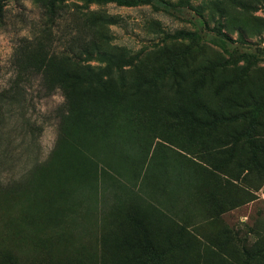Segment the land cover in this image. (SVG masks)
Returning <instances> with one entry per match:
<instances>
[{
    "label": "rangeland",
    "instance_id": "obj_1",
    "mask_svg": "<svg viewBox=\"0 0 264 264\" xmlns=\"http://www.w3.org/2000/svg\"><path fill=\"white\" fill-rule=\"evenodd\" d=\"M212 3L0 0V264H154L146 242L163 264H264L245 141L255 121L264 146V109L239 106L264 100V57L242 55L264 46V12L221 0L219 35ZM178 30L197 38H165ZM140 50L112 79L85 72L86 51ZM169 65L176 96L158 87ZM204 107L245 117L202 132L181 111Z\"/></svg>",
    "mask_w": 264,
    "mask_h": 264
},
{
    "label": "trees",
    "instance_id": "obj_2",
    "mask_svg": "<svg viewBox=\"0 0 264 264\" xmlns=\"http://www.w3.org/2000/svg\"><path fill=\"white\" fill-rule=\"evenodd\" d=\"M85 2H111L115 3L119 6H137V5H145V4H151L154 0H84ZM212 12L216 11L219 14V17L216 19V24L212 26V30L219 35H225V33L222 30L223 26V13H225V9L223 6H220L221 0H212ZM230 1H236V2H247V0H230ZM181 5H189L190 0H178ZM254 2L257 4V8H263L264 12V0H254ZM201 10H205V7L203 6ZM205 16H212V13H210L209 9L206 11ZM238 40L241 43H248L246 41V38L244 36V33L238 29L237 31ZM165 38L168 39H183L188 38L194 40L197 38V34L190 31L185 30H178L172 34H168L165 36ZM254 44V43H253ZM252 45V44H251ZM254 46V45H253ZM252 51L243 52L242 55L244 56V59L249 61L252 60L254 56L261 55L264 57V46H258L255 44ZM130 51H124L122 53L116 54L113 52H106V51H97L94 55L90 51H86V59L88 61H94V64H87L86 67L88 68V71H85L91 77L96 78L98 80H101L103 77L108 76V78L112 79L113 74L116 72H121L124 67L132 66L134 63H136L141 55L143 54V51H136L134 53H129ZM167 73L162 75L159 79H161V83L158 84L159 89H163L165 92L176 96L181 93V91L184 88L185 85V68L179 67L176 68L174 65H169L167 67ZM209 71H207L208 73ZM210 77L211 74H210ZM103 80H101L102 82ZM222 85L228 86L230 85V82H223ZM251 98V97H249ZM246 104H239V106L242 107V110L245 112L246 107H253L252 110L254 111V114L259 113L261 110L264 109V100L261 98V102L257 105H251L252 98L249 99ZM234 99H230V103H235ZM244 107V109H243ZM190 111V110H189ZM237 112L232 115H223L218 113H213L208 111L205 107L202 109V112H196L194 110L190 111V113L187 110L181 111V115L185 116L188 120L191 122H195L200 124V129L202 132L204 131H215V129L218 126H221L226 121H234L236 119H241L245 117V113ZM251 123V124H249ZM247 124L252 126V128L245 134V141L249 145V147H255L256 150H252L250 153L249 161L254 166L255 171L259 172L264 169V146H257L256 142L258 141L259 134L255 131V121H249ZM254 125V126H253ZM242 131H240L238 128H233L231 131L227 132L225 134V144H228V150L234 151V144L240 137ZM205 134V136H207ZM224 138V139H225ZM143 247L145 249V255L149 257V259L154 264H163L161 261L160 255L156 254L155 250L152 248V246L149 243H143Z\"/></svg>",
    "mask_w": 264,
    "mask_h": 264
}]
</instances>
